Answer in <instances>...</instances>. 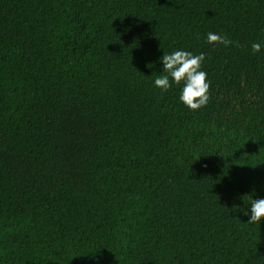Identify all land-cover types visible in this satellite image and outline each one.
<instances>
[{
	"label": "trees",
	"instance_id": "16d2710c",
	"mask_svg": "<svg viewBox=\"0 0 264 264\" xmlns=\"http://www.w3.org/2000/svg\"><path fill=\"white\" fill-rule=\"evenodd\" d=\"M181 49L195 112L154 85ZM255 199L264 0H0V264H264Z\"/></svg>",
	"mask_w": 264,
	"mask_h": 264
},
{
	"label": "clouds",
	"instance_id": "9594fccd",
	"mask_svg": "<svg viewBox=\"0 0 264 264\" xmlns=\"http://www.w3.org/2000/svg\"><path fill=\"white\" fill-rule=\"evenodd\" d=\"M206 42L210 45H223L225 47L233 44L227 36L209 32ZM253 53L261 50L260 43L252 44ZM162 60L163 75L154 80L155 87L161 91H168L175 85H183L179 100L189 110L195 112L206 106L209 102L210 83L207 80V73L202 70L205 54L194 55L192 52L183 49L176 50L171 54H163ZM250 218L247 223L259 224L264 219V199L251 201Z\"/></svg>",
	"mask_w": 264,
	"mask_h": 264
}]
</instances>
